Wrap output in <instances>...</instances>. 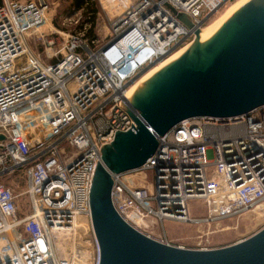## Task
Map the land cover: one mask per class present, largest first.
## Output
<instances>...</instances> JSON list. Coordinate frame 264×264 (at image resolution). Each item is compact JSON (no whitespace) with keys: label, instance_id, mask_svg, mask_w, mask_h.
Wrapping results in <instances>:
<instances>
[{"label":"built area","instance_id":"obj_1","mask_svg":"<svg viewBox=\"0 0 264 264\" xmlns=\"http://www.w3.org/2000/svg\"><path fill=\"white\" fill-rule=\"evenodd\" d=\"M230 1L133 0L122 11L110 8L104 41L68 34L62 58L47 65L26 38L45 23L48 4L3 0L0 264H81L88 242L96 256L91 264L100 263L92 176L102 148L137 128L142 113L131 87L195 40ZM156 137L158 151L145 165L112 174L115 210L137 231L153 238L152 227L164 232L165 221L217 223L264 206V107L230 119H187ZM23 170L32 210L20 217L17 195L1 179ZM150 172L153 183L142 182ZM194 200L204 202L202 220L192 215ZM61 235L72 246L68 254L57 247Z\"/></svg>","mask_w":264,"mask_h":264},{"label":"water","instance_id":"obj_2","mask_svg":"<svg viewBox=\"0 0 264 264\" xmlns=\"http://www.w3.org/2000/svg\"><path fill=\"white\" fill-rule=\"evenodd\" d=\"M179 18L192 27L184 15ZM133 104L142 113L134 121L137 128L119 132L102 148L92 176L90 205L99 264H264V229L227 247L185 249L137 231L112 201V174L145 165L158 151L157 135L187 119H230L264 107V0L249 2L205 46L196 45L158 73Z\"/></svg>","mask_w":264,"mask_h":264},{"label":"rangeland","instance_id":"obj_3","mask_svg":"<svg viewBox=\"0 0 264 264\" xmlns=\"http://www.w3.org/2000/svg\"><path fill=\"white\" fill-rule=\"evenodd\" d=\"M21 1L27 2L29 0ZM44 1L49 6V10L45 16L46 21L37 31L33 32L26 38V42L28 48L34 54L38 55L45 64L49 65L57 63L62 58L61 48L63 47L68 34L74 36L81 35L83 39L88 40L98 39L104 41L106 35L109 34V23L107 17L108 13L112 15L110 8L122 11L133 0H93L95 7L98 9L95 23L90 21L93 17L92 13H86L85 10L75 11L71 9L73 0ZM247 1L248 0H232L227 3L206 25L204 28L206 29V33L209 32L211 28L217 27V24L221 22L224 18L223 16L227 15L228 12L240 10L243 3ZM250 1L252 0H249L248 2ZM2 2L3 0H1L0 5ZM101 2L106 10L103 9ZM199 41V38L198 40H191L180 49L192 44V46L190 45L191 47L189 46L190 49H188L189 47L186 48L189 51H186L185 54L191 53L197 45L196 43ZM51 42L54 43L51 44ZM184 50L179 53H176L177 51H175L174 53L176 54H172L174 57L172 56L173 58L170 61L163 64L164 67H162L163 65L156 67V65V68H152L153 70L148 75L155 74V77L158 73L167 68ZM150 70L151 69H149L145 74H147ZM143 80L139 84H141ZM27 177V171L23 170L14 176L3 177L1 179V182H3L6 186L11 187L17 195L16 201L19 207L20 217H24L32 210L30 207V199L28 195L25 194L28 182ZM141 181L145 183H153V173H148L147 178L141 179ZM190 209L193 217L198 218L199 220H202V218H205L207 215L204 202L201 200L192 201L190 203ZM164 229L165 231L163 232L162 227L153 226L151 229L153 238L158 241L168 242L172 246L185 249L200 250L202 248H223L246 240L264 229V206H261L258 209H253L241 217H233L217 223L200 221L192 224H178L165 221ZM61 237L62 235L58 236L57 240ZM88 245H90L89 242L87 243L86 248L90 253L87 264H91L95 262L96 256L93 252H91L90 249L92 248ZM71 247L72 246L69 245L67 254L72 249ZM60 252L64 255L62 251Z\"/></svg>","mask_w":264,"mask_h":264},{"label":"bare ground","instance_id":"obj_4","mask_svg":"<svg viewBox=\"0 0 264 264\" xmlns=\"http://www.w3.org/2000/svg\"><path fill=\"white\" fill-rule=\"evenodd\" d=\"M249 1V0H248ZM244 2L243 3V6L241 7V8H243L245 5H247L249 2ZM251 2V1H250ZM239 10H237V11H231V12H228V14L227 15H225V16H223L224 18L221 20V22H219L218 24H217V27H215V28H211V30L209 31V32H207L206 33V29H202L201 31H200V33H199V35H198V37L197 38H195L196 40H198V38L200 39V41L198 42V43H196L197 45H199V47L200 48H202L203 46H205L208 42H210L216 35H217V33L222 29V27L229 21V19H231V17L233 16V15H235L237 12H238ZM207 30H208V28H207ZM191 46H192V44H190ZM190 45H188L187 47H189ZM190 46V47H191ZM186 46H185V48H182V49H180L179 51H177L176 53H179L180 51H182V50H184V49H186L187 48ZM190 47L188 48V49H190ZM188 49H186V50H184L182 53H180V55H178V57L171 63V64H173V63H175L176 61H178L184 54H185V52L186 51H189ZM176 53H174L173 55H175ZM173 55H171V56H169V57H167L165 60H163L161 63H159L156 67H158L159 65L161 66V65H163V64H165L166 62H168V61H170L174 56ZM173 56V57H172ZM171 57V58H170ZM170 64V65H171ZM156 67H153V69H155ZM162 67H164V65L162 66ZM161 67V68H162ZM152 68H151V70L147 73V74H145L144 76L146 77L152 70H153ZM166 69V68H165ZM164 69V70H165ZM163 71V70H162ZM154 75L155 74H150V75H148L145 79L142 77L141 79L143 80V82L141 83V84H139L142 80L140 79L139 81H137L132 87H131V90H130V92H129V97H131V99H133L134 97H135V95L137 94V93H139L140 92V89L142 88V87H144L145 86V84L147 83V82H149L151 79H153L154 78ZM144 85V86H143ZM260 208V207H259ZM258 209V208H257ZM78 223V222H77ZM3 244V243H2ZM1 244V245H2ZM69 244L70 243H68L67 242V239H65L63 236L61 237V238H59V240H57V247H58V249H59V251H62L64 254H67V251H68V249H69ZM87 251V250H86ZM89 257H90V254L88 253V252H85L84 253V255H83V259L80 261V263L81 264H87V261L89 260Z\"/></svg>","mask_w":264,"mask_h":264},{"label":"trees","instance_id":"obj_5","mask_svg":"<svg viewBox=\"0 0 264 264\" xmlns=\"http://www.w3.org/2000/svg\"><path fill=\"white\" fill-rule=\"evenodd\" d=\"M71 9L75 11L85 10L86 13H92L93 17L92 19H90V21L92 23H95L98 9L95 7V3L93 0H73V3L71 4Z\"/></svg>","mask_w":264,"mask_h":264}]
</instances>
